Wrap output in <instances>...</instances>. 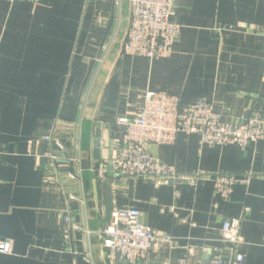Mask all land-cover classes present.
Returning <instances> with one entry per match:
<instances>
[{"label": "crops", "instance_id": "crops-1", "mask_svg": "<svg viewBox=\"0 0 264 264\" xmlns=\"http://www.w3.org/2000/svg\"><path fill=\"white\" fill-rule=\"evenodd\" d=\"M129 21V0H0V264H107L100 231L116 208L170 239L147 264L207 262L233 218L242 264H264V140L147 146L193 183L95 176L120 145L116 119L136 117L147 92L181 109L204 100L225 123L264 118V0H174L181 33L165 59L123 54ZM218 175L240 181L228 201Z\"/></svg>", "mask_w": 264, "mask_h": 264}, {"label": "built area", "instance_id": "built-area-1", "mask_svg": "<svg viewBox=\"0 0 264 264\" xmlns=\"http://www.w3.org/2000/svg\"><path fill=\"white\" fill-rule=\"evenodd\" d=\"M6 1L12 4L17 0ZM129 6L130 21L122 43L123 54L148 60L169 57L181 33V27L171 21L174 0H129ZM115 126L122 129L123 135L110 162L112 175L151 179L157 185L193 183L202 177H179L173 167L149 155V145H174L179 134L197 136L201 145L210 147L236 145L245 149L264 140V118L258 114L244 124L225 123L213 106L204 100L181 109L177 97L153 92L145 93L136 117H120L116 119ZM108 166L105 162L97 164V180H105ZM239 182L233 176H215L214 191L220 199L228 201L233 187ZM100 236L107 264H118V261L123 264H147L154 247L158 243L169 244L170 241L144 225L139 211L126 208L112 211L110 223L100 231ZM221 240L226 245L223 251L204 250L207 262L191 263L182 258L176 264H242L243 258L236 252L241 243L239 219L224 221ZM9 252V246L0 243V254Z\"/></svg>", "mask_w": 264, "mask_h": 264}, {"label": "water", "instance_id": "water-1", "mask_svg": "<svg viewBox=\"0 0 264 264\" xmlns=\"http://www.w3.org/2000/svg\"><path fill=\"white\" fill-rule=\"evenodd\" d=\"M95 154L97 155V151H95ZM108 171H109V175H111V164L109 163V166H108Z\"/></svg>", "mask_w": 264, "mask_h": 264}]
</instances>
